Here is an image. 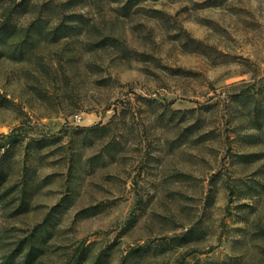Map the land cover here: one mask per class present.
Returning <instances> with one entry per match:
<instances>
[{
	"label": "rangeland",
	"instance_id": "374dc122",
	"mask_svg": "<svg viewBox=\"0 0 264 264\" xmlns=\"http://www.w3.org/2000/svg\"><path fill=\"white\" fill-rule=\"evenodd\" d=\"M0 182V264H264V0H0Z\"/></svg>",
	"mask_w": 264,
	"mask_h": 264
},
{
	"label": "trees",
	"instance_id": "16d2710c",
	"mask_svg": "<svg viewBox=\"0 0 264 264\" xmlns=\"http://www.w3.org/2000/svg\"><path fill=\"white\" fill-rule=\"evenodd\" d=\"M9 17V16H8ZM20 128H16L13 132L9 133V134H5V138H7V141L9 144H13L14 142L18 141V138L20 137L21 134L17 133V131L19 130ZM3 177L4 174H1ZM0 185H1V182H0ZM32 253V252H31ZM32 255V254H31ZM100 263V258L98 259V261L96 262V264H99ZM5 263L6 264H11V260L10 258H7L5 260Z\"/></svg>",
	"mask_w": 264,
	"mask_h": 264
}]
</instances>
